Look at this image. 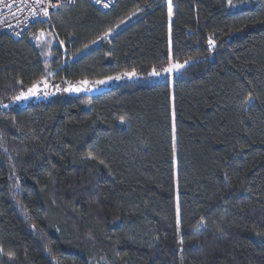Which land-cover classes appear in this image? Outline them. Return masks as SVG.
I'll return each instance as SVG.
<instances>
[{"label":"trees","instance_id":"trees-1","mask_svg":"<svg viewBox=\"0 0 264 264\" xmlns=\"http://www.w3.org/2000/svg\"><path fill=\"white\" fill-rule=\"evenodd\" d=\"M245 1L75 0L0 35V264H264V0ZM171 61L172 84L142 80Z\"/></svg>","mask_w":264,"mask_h":264},{"label":"rangeland","instance_id":"rangeland-1","mask_svg":"<svg viewBox=\"0 0 264 264\" xmlns=\"http://www.w3.org/2000/svg\"><path fill=\"white\" fill-rule=\"evenodd\" d=\"M169 11L171 10V0H167ZM249 2L237 1V0H229V7L231 10L239 9L244 6H249ZM135 16L131 17L125 23L120 25L115 29L118 31L123 26L127 25L129 22L134 20ZM108 36H112V32L108 34ZM33 37V36H32ZM37 44L42 42H48L51 45L58 43L53 38V35L49 32H39L36 35ZM59 46L65 52L64 45L59 41ZM47 51L46 58L50 57V48ZM87 51V50H86ZM85 51V52H86ZM188 62L184 63H174L170 62V64L162 71H155L152 72L148 77H143V81L153 82V81H161V80H168L171 82L174 80L176 76L182 73L185 66ZM141 77L134 71L132 72H123L116 75H113L108 78L100 79V80H82L75 83H68L64 86L59 87H51L47 80H44L41 83L34 84L31 87L23 89L18 96L12 99L5 107L12 108V107H23L26 106L29 102H41L45 101L46 99H50L55 96H68V95H85V94H97L106 89L111 88L117 84L128 82V81H135L140 79Z\"/></svg>","mask_w":264,"mask_h":264},{"label":"built area","instance_id":"built-area-1","mask_svg":"<svg viewBox=\"0 0 264 264\" xmlns=\"http://www.w3.org/2000/svg\"><path fill=\"white\" fill-rule=\"evenodd\" d=\"M101 11L112 8L116 0H90ZM75 0H0V35L18 40L36 22L50 21V15Z\"/></svg>","mask_w":264,"mask_h":264}]
</instances>
